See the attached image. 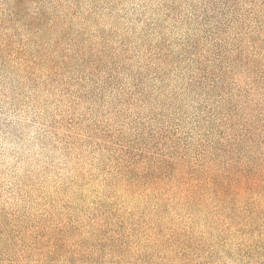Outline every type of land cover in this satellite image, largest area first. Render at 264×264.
<instances>
[{
  "label": "rangeland",
  "instance_id": "rangeland-1",
  "mask_svg": "<svg viewBox=\"0 0 264 264\" xmlns=\"http://www.w3.org/2000/svg\"><path fill=\"white\" fill-rule=\"evenodd\" d=\"M0 264H264V0H0Z\"/></svg>",
  "mask_w": 264,
  "mask_h": 264
}]
</instances>
